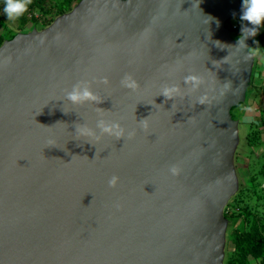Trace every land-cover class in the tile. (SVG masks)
Here are the masks:
<instances>
[{
    "label": "water",
    "instance_id": "water-1",
    "mask_svg": "<svg viewBox=\"0 0 264 264\" xmlns=\"http://www.w3.org/2000/svg\"><path fill=\"white\" fill-rule=\"evenodd\" d=\"M242 3L79 0L0 44V264H225L240 187L231 110L252 84L245 30L260 31ZM76 85L97 100L70 101ZM85 125L99 141L75 138Z\"/></svg>",
    "mask_w": 264,
    "mask_h": 264
},
{
    "label": "rangeland",
    "instance_id": "rangeland-1",
    "mask_svg": "<svg viewBox=\"0 0 264 264\" xmlns=\"http://www.w3.org/2000/svg\"><path fill=\"white\" fill-rule=\"evenodd\" d=\"M53 1L59 2L60 5L69 3V7H71L69 10L78 2L75 0H71L70 2L68 0ZM4 3L5 0H0V36L5 35L9 29H15L19 23V19L9 21L6 18L3 13ZM34 13L38 16L35 26L32 27L33 23L28 18V22L23 27L24 31H28L31 27L42 29L51 22L50 19H45V17H57L60 15L58 11L46 13L42 8L41 10L36 8L27 12L28 16ZM237 20V18H231L230 22H237ZM254 43L256 47L254 46L252 51L261 50L264 53V24L261 31L256 33ZM255 59L252 84L247 90L245 104H241L244 107V112L240 109L238 110L239 107H236L232 112L235 118L239 119V138L241 143L238 146L235 163L240 187L235 196L230 200V205L228 204L227 214L236 212L240 215L235 219L229 216L232 220L227 229L225 262L228 251L232 250L234 246L231 240H229L230 233L244 221L245 217L243 216H245L246 211L247 227L254 223L264 225V175L260 173V169L264 167V123L261 120V117L264 116V54L256 56ZM245 117H250L251 119L246 120ZM254 175H256L254 182L256 194H253L249 190V187L252 185L250 178ZM259 260H255L252 256L249 257L250 264H259Z\"/></svg>",
    "mask_w": 264,
    "mask_h": 264
},
{
    "label": "clouds",
    "instance_id": "clouds-1",
    "mask_svg": "<svg viewBox=\"0 0 264 264\" xmlns=\"http://www.w3.org/2000/svg\"><path fill=\"white\" fill-rule=\"evenodd\" d=\"M31 0H5L3 13L9 21H15L22 17L29 8ZM34 16L33 14L31 17ZM30 19L31 17L28 16ZM238 19V18H237ZM241 20L249 22L253 26H260L264 24V0H243L242 3V13H241ZM231 20V19H230ZM228 22L231 30V23L236 22ZM237 23H239L240 27L243 29V25L241 21L238 19ZM32 29V28H31ZM30 29V30H31ZM242 29L240 32H236L237 34L242 33ZM29 31V30H28ZM235 32L234 30H232ZM248 35H255L256 34V27L251 29H246ZM261 31V28H260ZM259 31V32H260ZM255 44V43H254ZM264 53L261 50H256L253 55L256 56L262 55ZM189 80L198 82L196 77H189ZM121 85L130 90H136L138 85L134 78L131 76H126L121 80ZM178 89L174 86L166 87L163 89L162 94L165 97L173 96ZM67 98L72 101L73 103H80L85 100H97V97L92 93L89 87L86 85H76L73 87L72 91L67 94ZM204 101V98H201V102ZM250 110V109H249ZM246 120L251 119L250 117H245ZM97 127L100 128L101 133H107L108 135L115 136L116 138H120L125 135V129L122 128L118 123L105 121L104 119H100L97 123ZM140 127L146 129L148 127L147 120L140 122ZM135 134L134 130L127 131V137H131ZM80 137H87L90 141H99L100 136L97 135L91 128L85 126H77L75 129V138ZM170 171L172 174H176L177 169L175 167L171 168ZM118 178L113 176L109 180V186H114L117 183ZM228 206V205H227ZM226 206V208H227ZM225 208V210H226Z\"/></svg>",
    "mask_w": 264,
    "mask_h": 264
},
{
    "label": "trees",
    "instance_id": "trees-1",
    "mask_svg": "<svg viewBox=\"0 0 264 264\" xmlns=\"http://www.w3.org/2000/svg\"><path fill=\"white\" fill-rule=\"evenodd\" d=\"M70 1L71 0H68V2ZM75 1H79V0H75ZM36 8L40 10L42 8L45 10L46 13H49V12L51 13L52 11H55V12L58 11V13L61 14V13L68 11L69 8L71 7H69V3L60 5L59 2H56L53 0H31L27 12H30V10H33ZM27 12L22 17L19 18L18 26L15 29H9L7 30L5 35L0 36V44L5 39H11L17 32L24 31L23 27L28 22V18H29ZM54 17L55 16L45 17V19H50V21H52ZM31 21L33 23L32 25L33 27L36 24L35 22L37 21V18L33 16L31 18ZM262 26L263 24L260 25V28H262ZM227 27L230 29L231 35L233 38L239 37V34L231 30L228 23H227ZM236 107H239L238 110L240 109L241 111L244 112V109H243L244 107L241 104ZM236 107H234L231 111L233 112L234 109H236ZM232 115L235 118L233 113ZM261 120L264 123V116L261 117ZM260 173H263L264 175V167L260 169ZM255 178H256V175L250 178L252 185L249 187V190L252 191L253 194H256V186L254 184ZM248 213L250 214V212ZM246 214H247V211L245 213V216H243L245 217L244 221L241 222L238 226H236L235 229H233V232L231 231L230 233L229 240H231L234 246L232 250L228 251V256L226 258L227 260L225 264H250L249 257L251 256L255 260L261 259L259 260L260 261L259 264H264V225H258L257 223H254L251 226L247 227ZM239 215L240 214L239 213L237 214L236 212H233L232 214H227V210H225V216L229 220V225L231 223L232 218L235 219ZM229 216H231L232 218Z\"/></svg>",
    "mask_w": 264,
    "mask_h": 264
},
{
    "label": "built area",
    "instance_id": "built-area-1",
    "mask_svg": "<svg viewBox=\"0 0 264 264\" xmlns=\"http://www.w3.org/2000/svg\"><path fill=\"white\" fill-rule=\"evenodd\" d=\"M30 15H32V14H30ZM34 15V17H36V18H38V16L34 13L33 14ZM31 17V16H30ZM33 17V16H32ZM31 17V18H32ZM231 27H232V30H234L235 32H240L241 31V27H240V25H239V23H231ZM226 210L228 211V206H227V208H226Z\"/></svg>",
    "mask_w": 264,
    "mask_h": 264
},
{
    "label": "flooded vegetation",
    "instance_id": "flooded-vegetation-1",
    "mask_svg": "<svg viewBox=\"0 0 264 264\" xmlns=\"http://www.w3.org/2000/svg\"><path fill=\"white\" fill-rule=\"evenodd\" d=\"M254 46L256 47V45L254 44V45L251 47V50H252V48H253Z\"/></svg>",
    "mask_w": 264,
    "mask_h": 264
},
{
    "label": "crops",
    "instance_id": "crops-1",
    "mask_svg": "<svg viewBox=\"0 0 264 264\" xmlns=\"http://www.w3.org/2000/svg\"><path fill=\"white\" fill-rule=\"evenodd\" d=\"M243 118V117H242Z\"/></svg>",
    "mask_w": 264,
    "mask_h": 264
}]
</instances>
